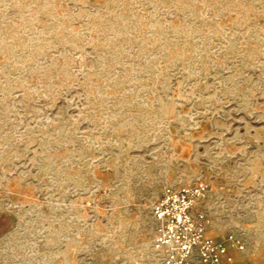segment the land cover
I'll use <instances>...</instances> for the list:
<instances>
[{"label": "rangeland", "instance_id": "1", "mask_svg": "<svg viewBox=\"0 0 264 264\" xmlns=\"http://www.w3.org/2000/svg\"><path fill=\"white\" fill-rule=\"evenodd\" d=\"M198 180L264 264V0H0V264H158Z\"/></svg>", "mask_w": 264, "mask_h": 264}, {"label": "built area", "instance_id": "2", "mask_svg": "<svg viewBox=\"0 0 264 264\" xmlns=\"http://www.w3.org/2000/svg\"><path fill=\"white\" fill-rule=\"evenodd\" d=\"M208 190L203 180L163 190L153 207L158 264H236L227 244L207 235V218L200 206ZM228 241L238 251L245 249L239 236L231 234Z\"/></svg>", "mask_w": 264, "mask_h": 264}]
</instances>
